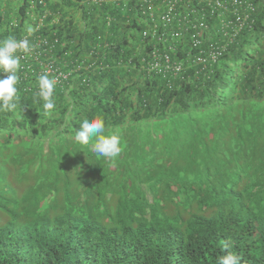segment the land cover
Listing matches in <instances>:
<instances>
[{
	"label": "trees",
	"instance_id": "16d2710c",
	"mask_svg": "<svg viewBox=\"0 0 264 264\" xmlns=\"http://www.w3.org/2000/svg\"><path fill=\"white\" fill-rule=\"evenodd\" d=\"M78 2L45 0L34 16ZM134 3L80 4L85 29L71 13L52 26L60 42L42 58L69 72L54 109L31 81L15 111H0V264H219L226 252L264 264V0L227 1L212 19L250 21L205 74L186 61L188 37L174 40L187 69L172 81L140 69L157 45L141 41ZM17 5L0 0V39L27 33L25 3L8 24ZM106 13L122 18L121 36L95 24ZM96 116L121 137L115 158L74 139Z\"/></svg>",
	"mask_w": 264,
	"mask_h": 264
},
{
	"label": "built area",
	"instance_id": "2783aa9c",
	"mask_svg": "<svg viewBox=\"0 0 264 264\" xmlns=\"http://www.w3.org/2000/svg\"><path fill=\"white\" fill-rule=\"evenodd\" d=\"M120 0H79L78 6L86 5V8L93 4L95 6L107 5L108 3H117ZM227 1L236 7L242 3V0H134V10H130L137 21L146 22L145 27L139 30L141 41L149 40L153 45L161 44L166 50H160L157 46L151 48L145 56L141 57L140 69L148 73H154L162 77L172 79L182 78L187 69L181 59H172L174 46L171 43L181 37L187 36L190 48L196 52L188 56L191 66L195 67V73L205 74L210 64L216 62L227 50L228 45L233 43L239 31L249 24L250 19L239 18L222 20L218 25H214L212 20L220 16L222 10L227 8ZM17 6L25 3L24 17L26 21H31L33 32L26 33L22 39L29 40L30 49L27 54L19 50L16 55L20 57V67L16 72L18 82L24 80L36 81L41 75L47 74L59 81L65 80L68 73L63 71L62 67L55 66L53 61L43 59L45 51H52L60 42V38L54 30H49L50 26L62 15L59 10L51 11L45 9L41 15L35 17L37 5L45 6V0H16ZM15 10V9H14ZM89 10V9H88ZM18 11V7L16 8ZM51 21L46 23L47 17ZM146 18L150 20L147 24ZM103 21L106 27H109L113 18L104 14ZM11 27L18 25V20L12 17L8 20ZM217 29V31H215ZM216 36V37H214ZM31 39V40H30ZM102 35L95 36V44H91L87 55L92 56L95 48L103 40ZM146 43V42H145ZM171 53V54H170ZM78 61V60H77ZM129 64L130 60L127 61ZM81 65H76L75 71H79ZM6 73L0 72V76ZM173 82L171 83V86ZM170 86V88H171Z\"/></svg>",
	"mask_w": 264,
	"mask_h": 264
},
{
	"label": "clouds",
	"instance_id": "9594fccd",
	"mask_svg": "<svg viewBox=\"0 0 264 264\" xmlns=\"http://www.w3.org/2000/svg\"><path fill=\"white\" fill-rule=\"evenodd\" d=\"M17 7L19 8V6ZM17 7H13L12 9L8 10L7 14L9 15V17L7 21L12 17H15L17 19V14L19 13V9L18 11H16ZM76 7L79 6L77 5L75 6V8L64 6V8H66L69 12H67L65 16H63L64 13H62V15L58 17V19H56V21L53 23V25L50 26V28L57 24H62L64 21H67L71 13L74 16L72 25L76 27L79 31L85 29L87 24H85L84 19L81 16L80 9ZM92 14L93 11H91V15ZM108 14L113 18V21L110 26L107 27L109 28V31H107V33L111 34L112 28L118 29L121 27L122 34V18H117L114 14ZM51 19L52 18L49 16L47 17L45 22L48 23L51 21ZM93 19H95V24L97 23L99 25H103L104 21L100 14L94 15ZM27 24H29L30 27H28ZM24 25L28 28L27 33L29 35L38 33L33 32L34 29L32 28L31 21H26L24 19ZM44 31L45 30H41L39 33H44ZM121 34H115L113 36H121ZM22 38L18 40L15 36L10 35L6 38L0 39V72L7 74L5 76H0V111H15L17 109V102L19 101L18 95L21 92L25 93L26 91L32 90V87L30 85L31 81L24 80L22 82H18V76L16 75V72L20 67V57L16 55V53L21 50L25 54H27L30 49L29 40L27 38ZM66 73H68L67 78L65 80L59 81L58 83H56V80L54 78H51V76L47 74L41 75L38 80L33 81V83L37 82L35 84V92L37 93L38 97L44 101L43 107L46 112H49L50 110L54 109V89L56 85L63 87L64 84H66L69 78V72ZM105 129L106 125L102 117L96 116L92 117L91 119H84L80 123L79 129L76 131L74 139L80 145H88L90 140L94 139L93 149L95 153H97L101 157L115 158L122 151L121 137L118 132L105 134ZM227 247L228 245L226 243L225 248ZM239 259L240 258L236 254L232 252H226L225 255L219 258V264H239Z\"/></svg>",
	"mask_w": 264,
	"mask_h": 264
},
{
	"label": "crops",
	"instance_id": "0c3cea01",
	"mask_svg": "<svg viewBox=\"0 0 264 264\" xmlns=\"http://www.w3.org/2000/svg\"><path fill=\"white\" fill-rule=\"evenodd\" d=\"M121 32H122V28H121V27L118 28V29H116V28H112V29H111V34H112V35H115V34H121Z\"/></svg>",
	"mask_w": 264,
	"mask_h": 264
}]
</instances>
